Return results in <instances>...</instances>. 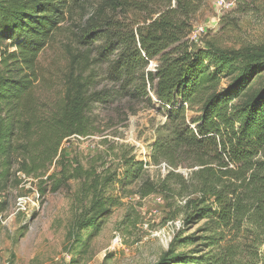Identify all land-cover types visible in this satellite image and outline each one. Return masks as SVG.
<instances>
[{"label": "trees", "instance_id": "1", "mask_svg": "<svg viewBox=\"0 0 264 264\" xmlns=\"http://www.w3.org/2000/svg\"><path fill=\"white\" fill-rule=\"evenodd\" d=\"M202 6L203 0H100L77 27L78 44L90 47V75L70 72L62 101L42 113L35 94L40 55L87 1L0 0L1 193L26 179L37 182L40 196L81 182L71 232L81 243L84 230L120 206L116 186L125 193L136 185L140 197L160 194L176 209L185 199V224L201 225L202 235L182 242H201L203 251L172 253L173 264H264V45L194 47L189 37ZM98 66L107 67L112 89H95ZM151 95L168 111L151 163L138 161L126 144L91 156L88 167L66 156L67 140L98 132L95 104H153ZM195 108L201 116L190 123L187 112ZM162 164L169 167L165 179L151 180L145 165ZM180 169L190 171L188 179ZM6 208L0 202V212Z\"/></svg>", "mask_w": 264, "mask_h": 264}, {"label": "rangeland", "instance_id": "2", "mask_svg": "<svg viewBox=\"0 0 264 264\" xmlns=\"http://www.w3.org/2000/svg\"><path fill=\"white\" fill-rule=\"evenodd\" d=\"M86 1L87 8L78 12L70 24L63 25L40 55L41 79L35 94L42 113L62 101L70 72L86 71L85 76L90 75V47L78 44L81 30L77 27L90 17V7L100 0ZM219 1L203 0L194 27H204L206 33L197 41L189 37L194 47H205L208 41L223 48L264 45V0H225L228 8H221ZM155 68L156 62H151L149 70ZM106 69L98 66L92 72L97 91L113 88L105 77ZM151 97L153 104L145 100L133 105L127 100L95 104L91 116L98 132L91 137H71L63 145L66 156L77 157L88 167L91 156L111 145L126 144L135 148L133 155L138 161L151 163L153 145L166 133L168 113ZM200 116L198 108L187 112L190 123ZM107 162L119 164L112 159ZM145 167L153 181L165 179L169 170L163 164ZM55 170L53 167L50 173ZM177 172L189 178V170ZM19 177L24 179L22 174ZM35 185L36 181L26 179L22 185L12 183L3 194L0 190V202H7L6 210L0 212V257L9 258L14 264H173L172 253L189 257L194 250L204 249L201 242H182L191 235H202L197 233L201 225L188 228L185 224V210L181 208L185 199L176 209L174 202L160 194L142 198L136 194V185L125 193L117 185L114 195L121 198L120 206L98 227L84 230L82 242L77 243L71 232L81 211V182L73 181L56 193L47 191L41 196ZM19 199L24 201L21 205Z\"/></svg>", "mask_w": 264, "mask_h": 264}, {"label": "built area", "instance_id": "3", "mask_svg": "<svg viewBox=\"0 0 264 264\" xmlns=\"http://www.w3.org/2000/svg\"><path fill=\"white\" fill-rule=\"evenodd\" d=\"M219 5L221 8H228L230 5L228 3H226L225 0H220L219 1ZM202 33H206V29L204 27H194L190 38L193 41H197L198 37L202 34ZM163 167L167 170L169 169V167L166 164H163ZM21 175V174H19ZM23 199H19V203L20 205L23 203ZM0 264H14L9 258H5V257H0Z\"/></svg>", "mask_w": 264, "mask_h": 264}]
</instances>
